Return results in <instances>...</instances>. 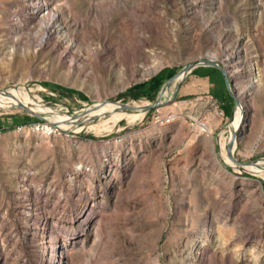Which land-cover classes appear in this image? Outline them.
I'll use <instances>...</instances> for the list:
<instances>
[{
    "label": "rangeland",
    "instance_id": "obj_1",
    "mask_svg": "<svg viewBox=\"0 0 264 264\" xmlns=\"http://www.w3.org/2000/svg\"><path fill=\"white\" fill-rule=\"evenodd\" d=\"M199 59L227 71L245 111L234 158H264V0H0V92L30 89L45 113L0 104V264H264L259 172L224 164L219 142L188 150L187 126L161 139L182 121L167 115L173 100L111 130L108 114L50 121L154 103ZM159 72L154 100L117 99ZM142 135L146 160L134 147Z\"/></svg>",
    "mask_w": 264,
    "mask_h": 264
},
{
    "label": "crops",
    "instance_id": "obj_2",
    "mask_svg": "<svg viewBox=\"0 0 264 264\" xmlns=\"http://www.w3.org/2000/svg\"><path fill=\"white\" fill-rule=\"evenodd\" d=\"M167 94L166 102L173 100L167 107V115L178 113L182 121L177 124L173 122L172 125L168 123L161 131V139L172 141L180 129L187 126V129L193 132L184 143L190 146L188 150L200 153L203 150L214 152L217 149L218 151V142L220 144L225 139L219 140V137H216L211 143L212 134L217 135L224 127H227L229 123L227 120L231 118L235 108V101L228 93L221 71L211 66H195L178 84L170 87ZM227 136H230L228 130ZM149 143L150 138L147 135L138 137L134 142L137 153L145 160L149 152ZM173 147L176 149L174 141ZM220 147L222 148L221 144ZM184 150H187V147ZM222 150L224 151L223 148Z\"/></svg>",
    "mask_w": 264,
    "mask_h": 264
},
{
    "label": "bare ground",
    "instance_id": "obj_3",
    "mask_svg": "<svg viewBox=\"0 0 264 264\" xmlns=\"http://www.w3.org/2000/svg\"><path fill=\"white\" fill-rule=\"evenodd\" d=\"M37 12L38 13L47 12V6H45L44 9L38 8ZM182 75H183L182 73H179L178 75H176L174 81H179L181 79ZM255 75L259 76L260 74L255 73ZM30 91H31L30 89H24L22 87H15L13 89H5V90L0 92V104L10 108V107H13L15 105H18L21 101L24 100V101L31 102L34 105V111H36L39 114L45 115V113H43V110L41 109L40 105L36 101H34L33 97L30 94ZM162 95H164V97L167 96V90H164ZM121 104L122 103H119V102H109V103H105V104L95 105V106H93L87 110L85 109V111H87V112H86V114H84V113L81 114L80 119H86V118H90L93 116H103L105 114H108V118L105 120V123L111 122V124L110 125L108 124V126H106L105 129L111 130V128L115 125V123L117 121H119L120 119H125L128 122H132L136 119L141 118L144 115V113L146 112V105H148L147 103H144V102H135L133 104H129V105H133L134 109H130V110L122 109L121 110L120 109ZM81 110H83V109H81ZM32 111H33V109H32ZM242 116H243V114L241 113V105L238 104L235 106L233 118L227 127H230L231 131H233V129H235V126L238 124V122L240 123ZM65 118H69V119H65V120L60 121V120H57V118L50 117V121L53 123H57L58 127H65V128L68 126H71V125H75V122L77 121V119L73 120L71 116H66ZM55 120H57V121H55ZM100 124H104V123L101 122ZM92 128L95 129V126L92 125ZM232 133L233 132H231L230 135ZM229 138H230V136L227 138V141L224 140L220 143L222 148L224 149V151L222 152L223 161H225L226 163H229V164H234V162L228 157V155L226 153V146L229 143ZM257 164L259 166L245 165L244 167L250 171L252 170V171L259 172L257 174L264 181V170L262 169L264 167V158L258 160Z\"/></svg>",
    "mask_w": 264,
    "mask_h": 264
},
{
    "label": "water",
    "instance_id": "obj_4",
    "mask_svg": "<svg viewBox=\"0 0 264 264\" xmlns=\"http://www.w3.org/2000/svg\"><path fill=\"white\" fill-rule=\"evenodd\" d=\"M199 65H205V66H211V67H214L216 69H218L219 71H221L222 75L224 76V81H225V84H226V88L228 90V93L229 95L234 99L235 101V106L238 105L240 102L239 100L237 99V97L231 92V88H230V79H229V76H228V73L227 71L221 66L219 65V63H217L216 61L212 60V59H199L195 62H192V63H188L187 65H184L181 70L176 74L178 75L179 73H182V77L179 81H177V84L183 79L184 75L189 72L193 67L195 66H199ZM176 75L170 77L164 84L163 86L161 87V91H160V95L156 98V101L154 103H151V104H148L146 105V110H150L152 108H155L156 106L164 103V101H167L166 98H168V95L163 99V102L161 101V97L163 96L162 93L164 90H167L168 92V89H169V84L171 83V81L175 80V77ZM120 109H125V110H130V109H134V106L133 105H129V104H125V103H122L120 105ZM24 110H26L28 113H30L31 115H33L34 117H36L37 119H45V117L43 116V114H39L35 111H32L30 109H27V108H23V107H20ZM235 109V108H234ZM87 112V111H86ZM86 112H84V114H86ZM245 111H243L242 113L244 114ZM233 113L234 111H232L231 113V118L230 120H232L233 118ZM83 114V113H82ZM81 117V114L80 115H77V116H74L72 117V119H77V121L75 122V125H80L84 122H87V121H90V120H93L95 119L96 117H99V116H93V117H90V118H86V119H80ZM53 123V122H52ZM241 124V123H240ZM239 124L238 128L230 135V138H229V143L228 145L226 146V153L228 155V157L233 161L235 162V164H237L238 166H240V168L242 169H246L244 166L245 165H255V166H259L257 164L258 160L256 162L254 161H250V162H239L237 161L234 156H233V151L237 145V137H238V130L241 131V125ZM54 126H57V124L53 123ZM228 126V125H227ZM58 127V126H57ZM224 164H226L227 166H231L227 163H225V161H223ZM264 170V167L262 168ZM256 173V172H255ZM264 182V181H263ZM261 187H262V183H261ZM263 189V187H262Z\"/></svg>",
    "mask_w": 264,
    "mask_h": 264
},
{
    "label": "trees",
    "instance_id": "obj_5",
    "mask_svg": "<svg viewBox=\"0 0 264 264\" xmlns=\"http://www.w3.org/2000/svg\"><path fill=\"white\" fill-rule=\"evenodd\" d=\"M162 77H163L162 73L159 72L155 75V77L150 82H145V83L130 87L124 92L119 93L117 99L129 98V99L137 100V99H140L141 97H145L148 100H154L156 93L158 91L157 81H160ZM31 120H34V119H31ZM22 122H25V121H21V123ZM17 123L18 121L16 122L14 121V124H17ZM244 175L249 176V174L247 173H244ZM261 183H262V187L264 190V182H261Z\"/></svg>",
    "mask_w": 264,
    "mask_h": 264
},
{
    "label": "built area",
    "instance_id": "obj_6",
    "mask_svg": "<svg viewBox=\"0 0 264 264\" xmlns=\"http://www.w3.org/2000/svg\"><path fill=\"white\" fill-rule=\"evenodd\" d=\"M42 128H44L45 126H41ZM46 128V127H45Z\"/></svg>",
    "mask_w": 264,
    "mask_h": 264
}]
</instances>
